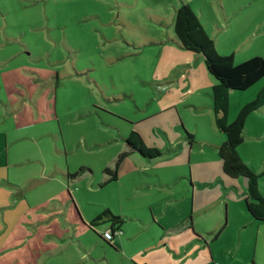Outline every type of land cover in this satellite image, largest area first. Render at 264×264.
I'll use <instances>...</instances> for the list:
<instances>
[{
	"label": "rangeland",
	"instance_id": "1",
	"mask_svg": "<svg viewBox=\"0 0 264 264\" xmlns=\"http://www.w3.org/2000/svg\"><path fill=\"white\" fill-rule=\"evenodd\" d=\"M225 1L232 12L239 0ZM167 4L0 0V83L5 80L12 102L18 100L12 83H26L47 118L30 124L36 120L28 112L13 115L7 92H0V264H215L209 249L202 254L184 238L169 239L163 225L152 223L179 184L147 174L102 185L104 168L115 166L114 154L125 143L119 133L127 129L125 116L135 119L155 106L153 73L166 68L170 55L148 42L168 39ZM236 15V29L220 32L222 47L236 52V63L264 56V32L254 29H264V0ZM239 26H249L243 36ZM37 68L47 79L41 88L27 79V70ZM180 68L159 79L187 81ZM83 166L89 169L67 179ZM168 204H161L163 211ZM107 208L125 219L111 244L101 237L108 222L89 226ZM227 234L214 244L221 264H264L263 239L246 233L241 246L235 228Z\"/></svg>",
	"mask_w": 264,
	"mask_h": 264
},
{
	"label": "crops",
	"instance_id": "2",
	"mask_svg": "<svg viewBox=\"0 0 264 264\" xmlns=\"http://www.w3.org/2000/svg\"><path fill=\"white\" fill-rule=\"evenodd\" d=\"M253 1H236V7L234 6L233 11L229 12L225 0H220L224 10L222 6L218 9L214 0H168L167 6L172 10L170 18L166 19L170 20L167 23L168 39L162 41L151 39L148 42L150 45H162L161 48L168 50L170 55V60L163 63L166 68L163 70L159 68L153 73L152 100L155 106L148 108L141 117L134 119L125 116L128 118L124 121L127 129L119 128L121 142L125 141V145L121 144L120 150L114 154V157H118L128 148L126 139L133 130L141 134L147 147L160 151V154L153 158L144 157L138 152L130 153L120 164L116 181L131 175L143 177L148 174L161 184H179L178 190L172 191L169 198L162 200L157 206L158 210L155 211L152 223L163 225L164 231H168L171 235L169 239L184 238L186 245L195 244L202 254L209 249L215 264H221L222 256L221 249L215 248L214 244L229 237L227 234L229 229H236L237 234L236 237L234 234V237L239 238L242 246L246 233L255 234L257 242L259 239L264 240V222L254 219L246 207L247 179L242 176L233 178L224 172L218 148L225 142L226 137L216 126L212 98V89L216 81L209 73L202 55L188 51L178 44L174 20L177 8L182 3H188L206 31L215 40L219 53L233 55L236 61V52L222 47L220 32L236 29L234 19L239 15L235 16V14L250 6ZM221 13L226 20L225 24L221 23ZM223 24L225 26L220 28L219 25ZM254 25L256 26L257 23ZM248 29L249 26H239L240 36H243ZM254 29L259 31H255L257 34L264 32L263 28ZM175 67H181L180 69L186 73L187 81L179 82L180 84L177 85L172 79L164 78V81L159 79ZM34 70H27L29 71L27 79L38 84L42 83L39 85L41 88L43 81L47 79L41 77L38 68ZM263 85L264 81L244 92L232 93L229 122L234 121L244 105L255 99ZM26 86V83H12L13 94L18 97L17 101L12 102L8 96L5 80L1 81L0 92L3 89L5 95L7 92L5 105L13 115L19 117L24 116L23 112L24 114L28 112L31 118L36 120L30 124L47 120L46 115L39 108L37 92L30 91ZM156 90L160 94L159 97L155 94ZM187 132L193 134V139L187 136ZM149 140H152V144H149ZM238 152L243 161L254 171L264 172V107L248 117L245 139L239 146ZM260 190L264 195V175L260 178ZM164 201L172 204H168L169 206L167 205L168 207L166 206L163 211L161 204ZM104 222L107 221L100 220L96 226ZM108 224L109 227L104 231L113 228L111 222L108 221ZM104 231L101 237L107 241L103 237ZM116 237L117 235L112 241H115ZM191 251L187 250V254H191ZM239 264L246 263L241 261Z\"/></svg>",
	"mask_w": 264,
	"mask_h": 264
},
{
	"label": "trees",
	"instance_id": "3",
	"mask_svg": "<svg viewBox=\"0 0 264 264\" xmlns=\"http://www.w3.org/2000/svg\"><path fill=\"white\" fill-rule=\"evenodd\" d=\"M174 28L178 44L188 51L202 55L209 73L216 81L212 89V98L216 126L226 137L225 142L218 148L219 156L223 161L224 172L233 178L242 176L247 179L246 207L254 219L264 222V195L260 190V178L264 172L257 173L254 171L243 161L238 152L239 146L245 139L248 117L256 110L264 107V85L255 99L240 109L234 121L229 122L228 120L232 93L244 92L255 84L264 81V56L257 55L241 63H236L233 55H220L215 40L206 31L199 17L188 3H182L177 8ZM187 136L191 139L194 137L189 132H187ZM126 143L128 148L118 155L115 166L104 168V174L107 177L102 185L118 179L120 164L130 153L138 152L148 158L160 154L158 149L147 147L141 134L136 130H133L127 137ZM87 169L89 168L83 166L74 173L68 172V180L76 179ZM100 220L111 222L114 232L122 231V225L125 223L122 216L114 214L110 209H105L89 223V226L93 228Z\"/></svg>",
	"mask_w": 264,
	"mask_h": 264
},
{
	"label": "built area",
	"instance_id": "4",
	"mask_svg": "<svg viewBox=\"0 0 264 264\" xmlns=\"http://www.w3.org/2000/svg\"><path fill=\"white\" fill-rule=\"evenodd\" d=\"M122 231H117V232H114L113 229H108L106 231H104V234H103V237L107 240V241H112L114 240L115 236L120 234Z\"/></svg>",
	"mask_w": 264,
	"mask_h": 264
},
{
	"label": "water",
	"instance_id": "5",
	"mask_svg": "<svg viewBox=\"0 0 264 264\" xmlns=\"http://www.w3.org/2000/svg\"><path fill=\"white\" fill-rule=\"evenodd\" d=\"M111 230H112V228H111Z\"/></svg>",
	"mask_w": 264,
	"mask_h": 264
}]
</instances>
